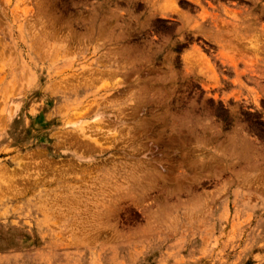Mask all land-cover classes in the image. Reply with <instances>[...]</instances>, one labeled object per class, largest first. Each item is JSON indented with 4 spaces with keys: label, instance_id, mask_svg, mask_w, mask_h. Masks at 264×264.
I'll return each mask as SVG.
<instances>
[{
    "label": "rangeland",
    "instance_id": "obj_1",
    "mask_svg": "<svg viewBox=\"0 0 264 264\" xmlns=\"http://www.w3.org/2000/svg\"><path fill=\"white\" fill-rule=\"evenodd\" d=\"M0 264H264V0H0Z\"/></svg>",
    "mask_w": 264,
    "mask_h": 264
}]
</instances>
